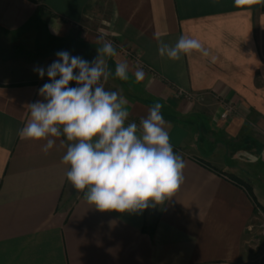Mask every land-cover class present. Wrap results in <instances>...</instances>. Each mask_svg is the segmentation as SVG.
Here are the masks:
<instances>
[{
  "label": "crops",
  "instance_id": "crops-1",
  "mask_svg": "<svg viewBox=\"0 0 264 264\" xmlns=\"http://www.w3.org/2000/svg\"><path fill=\"white\" fill-rule=\"evenodd\" d=\"M182 35L207 55H159L160 40ZM100 36L117 51L102 82L126 98L125 124L160 102L185 161L173 197L141 212L88 204L67 180L66 137L45 154L46 141L19 135L50 82L34 68L61 50L91 62ZM120 62L128 81L114 75ZM222 103L236 110L227 122ZM227 175L264 209V0H0V264H254L246 238L264 214Z\"/></svg>",
  "mask_w": 264,
  "mask_h": 264
},
{
  "label": "clouds",
  "instance_id": "clouds-1",
  "mask_svg": "<svg viewBox=\"0 0 264 264\" xmlns=\"http://www.w3.org/2000/svg\"><path fill=\"white\" fill-rule=\"evenodd\" d=\"M240 4L242 0H235ZM102 46L91 62L58 51L46 69L34 71L50 82L38 93L44 98L30 104V119L20 130L22 139L41 141L45 154L56 141L52 137H66V154L62 157L70 165L67 180L87 203L101 212H141L163 204L173 197L184 182L183 157L173 151L168 132L169 122L162 115L163 105L155 102L142 117L139 126L125 124L129 117L127 100L116 91L104 87L112 75L108 58L117 51L112 42L97 38ZM207 55L198 39L182 35L174 46L158 42V53L171 60L192 52ZM129 65L117 63L115 77L128 81ZM136 82L145 78L143 69L133 74ZM75 82V87H70ZM86 190V191H85Z\"/></svg>",
  "mask_w": 264,
  "mask_h": 264
},
{
  "label": "rangeland",
  "instance_id": "rangeland-1",
  "mask_svg": "<svg viewBox=\"0 0 264 264\" xmlns=\"http://www.w3.org/2000/svg\"><path fill=\"white\" fill-rule=\"evenodd\" d=\"M105 90L110 91L109 88ZM246 239L250 242L246 259L253 260L254 264H264V220L255 221V227Z\"/></svg>",
  "mask_w": 264,
  "mask_h": 264
},
{
  "label": "trees",
  "instance_id": "trees-1",
  "mask_svg": "<svg viewBox=\"0 0 264 264\" xmlns=\"http://www.w3.org/2000/svg\"><path fill=\"white\" fill-rule=\"evenodd\" d=\"M70 87H75L76 84L75 82H70ZM203 165H206V166H209L207 163H205L204 161H200ZM210 167V166H209ZM217 172H220L218 170H216ZM222 173V172H221ZM224 174V173H222ZM227 177L232 180L233 182H235L238 186H241L245 189V191L247 192L249 198L253 201L254 205H255V212L258 211V210H261L264 214V209L258 204L255 196H254V193H253V189L252 187L247 184L246 182L236 178L235 176H232V175H227Z\"/></svg>",
  "mask_w": 264,
  "mask_h": 264
},
{
  "label": "built area",
  "instance_id": "built-area-1",
  "mask_svg": "<svg viewBox=\"0 0 264 264\" xmlns=\"http://www.w3.org/2000/svg\"><path fill=\"white\" fill-rule=\"evenodd\" d=\"M186 98L188 100H191L193 97L186 94ZM235 113H236V110L230 103H222V109L218 113L216 118L218 119V121L227 122L235 115Z\"/></svg>",
  "mask_w": 264,
  "mask_h": 264
}]
</instances>
